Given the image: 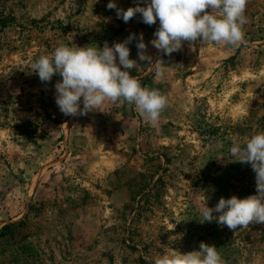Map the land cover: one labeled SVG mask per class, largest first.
I'll use <instances>...</instances> for the list:
<instances>
[{
	"label": "rangeland",
	"instance_id": "374dc122",
	"mask_svg": "<svg viewBox=\"0 0 264 264\" xmlns=\"http://www.w3.org/2000/svg\"><path fill=\"white\" fill-rule=\"evenodd\" d=\"M109 0H0V264H154L172 251L214 245L225 264H264V224L235 232L200 222L221 197L254 194L255 173L233 162V140L264 131V0H248L239 47L151 45L159 21L125 23ZM127 9L143 0H114ZM143 33L156 64L130 70L168 106L149 123L134 105L65 116L54 75L31 63L60 45L112 46ZM81 103V107H82ZM215 215V214H214Z\"/></svg>",
	"mask_w": 264,
	"mask_h": 264
},
{
	"label": "clouds",
	"instance_id": "9594fccd",
	"mask_svg": "<svg viewBox=\"0 0 264 264\" xmlns=\"http://www.w3.org/2000/svg\"><path fill=\"white\" fill-rule=\"evenodd\" d=\"M248 0H143L127 9L118 8L114 0L106 7L115 9L116 16L128 23L140 15L146 25L159 26L151 45L164 56L182 49L184 42H197L239 47L245 42L244 25L247 23ZM136 40L138 60L147 65L156 64L162 76V59L153 62L147 53L143 33H130L112 46L70 47L60 45L51 54L41 55L31 63V72L38 74L42 83H49L54 75L62 79L55 85V103L65 116L86 115L101 111L105 101H120L134 105L138 114L149 123H157L168 106V97L159 89L143 86L130 70L140 64L130 59L129 44ZM82 103V107H81ZM230 154L233 162L249 164L255 173L254 194L244 198L235 195L221 197L214 207L206 202L200 208L202 220H213L232 232L250 224H264V131L252 134L243 143L233 140ZM215 214V215H214ZM154 264H225L217 247L204 242L199 250L181 253L172 251L157 256Z\"/></svg>",
	"mask_w": 264,
	"mask_h": 264
},
{
	"label": "trees",
	"instance_id": "16d2710c",
	"mask_svg": "<svg viewBox=\"0 0 264 264\" xmlns=\"http://www.w3.org/2000/svg\"><path fill=\"white\" fill-rule=\"evenodd\" d=\"M23 223V221H17V222H11L9 224H6L2 227V229L0 230V236H3L7 233H13V229L17 228L18 226H20Z\"/></svg>",
	"mask_w": 264,
	"mask_h": 264
}]
</instances>
